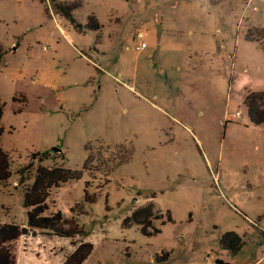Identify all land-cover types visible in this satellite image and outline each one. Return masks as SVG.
Returning a JSON list of instances; mask_svg holds the SVG:
<instances>
[{"label": "rangeland", "instance_id": "obj_1", "mask_svg": "<svg viewBox=\"0 0 264 264\" xmlns=\"http://www.w3.org/2000/svg\"><path fill=\"white\" fill-rule=\"evenodd\" d=\"M59 2L79 3L75 24L54 0H0L1 144L12 172L0 184V223L28 225L24 189L39 165L83 171L89 158L90 169L102 170L53 189L46 201V215L61 212L63 228L79 237L24 236L16 264H63L90 243L84 264H264V124L251 123L242 101L264 92V47L245 40L252 12L241 16V0ZM91 16L99 30L88 28ZM220 21H241L225 57L212 47L215 39L225 45ZM139 33L148 48L137 54ZM113 44L120 73L89 52ZM122 146L132 158L102 168L111 156L104 149ZM37 153L21 184L19 171ZM87 183L93 204L84 202ZM145 208L151 217L141 226L133 216ZM230 232L242 238L236 251L222 246Z\"/></svg>", "mask_w": 264, "mask_h": 264}, {"label": "trees", "instance_id": "obj_2", "mask_svg": "<svg viewBox=\"0 0 264 264\" xmlns=\"http://www.w3.org/2000/svg\"><path fill=\"white\" fill-rule=\"evenodd\" d=\"M56 3L57 11L67 21L75 24L76 19L73 15L74 11L79 8L78 2L64 3L59 0H54ZM90 24L88 28L93 30H99L100 25L94 16L88 18ZM245 40L249 42L260 43L264 47V27H248ZM256 100H264V92H250L245 98V104L248 108L249 118L253 125L264 124V103L258 105ZM5 104L0 96V184L7 185L11 178V158L10 155L2 148L1 139L4 133L2 125V119L4 115ZM105 151L111 154L110 159L104 162L101 167L105 168L109 163L115 162L112 168L116 165L124 164L128 162L132 156L133 151L130 148L124 146L119 150L113 151L109 148H105ZM39 154H33L32 160L28 166L19 171L21 184L25 183L26 178H29L32 174V170L35 169L34 161ZM89 158H87L83 171L67 169L64 166L44 167L38 166L35 172L34 182L31 186H27L24 189L25 207L28 209V225L20 226L15 223L1 224L0 223V264H16V242L23 236L33 235L39 231L54 232L57 236L74 238L79 237L77 231L66 230L63 226L68 225V219H65L61 212L46 215L47 209L46 201L51 195L53 189L60 187L63 184L78 181L83 177V173L89 175L98 173L100 169H90ZM108 163V164H107ZM100 168V167H99ZM96 201L95 196H91L89 193V184H86L85 199L86 204H93ZM83 205H78L77 209L83 210ZM151 208H145L140 213H135L133 220L136 224L144 226L141 219L151 217ZM74 212H76L74 210ZM132 218V219H133ZM144 234H150L146 232L142 227ZM242 244V238L234 232L227 233L222 239L223 248H231L234 251ZM93 245L83 244L73 254H65L63 264H84L88 257L93 252Z\"/></svg>", "mask_w": 264, "mask_h": 264}, {"label": "crops", "instance_id": "obj_3", "mask_svg": "<svg viewBox=\"0 0 264 264\" xmlns=\"http://www.w3.org/2000/svg\"><path fill=\"white\" fill-rule=\"evenodd\" d=\"M241 1H243V5H244V6L243 5L241 6V16L242 17H244V16L246 17L249 13L252 12V15L247 17L249 27H264V0H241ZM240 23H241V21H220L219 22V27H218V29H216V31L218 33V36H221L222 37V41L221 42H223L225 44L224 46H221L219 44V42L215 41L216 39L213 40L214 43H212L211 40L214 38V35L215 34H214V31H213V34L211 32V35L212 36L210 38V42L212 43V47L215 46V45H217V50H218L217 55H219V56L220 55H223L225 57V55H226L225 51L228 48V39H230V35H231L232 30H233V27H235V26L236 27H239L240 26ZM228 24H229L230 30H228L229 28L227 29V25ZM60 29L63 32V34H65V31L62 28H60ZM213 29H214V27L211 28V30H213ZM201 40L203 41L202 42V45L204 47L209 42L208 37H202ZM79 41H80V39H79ZM241 42L242 41H239L238 42V46H240L242 44V47H243L244 51H246V48H248V43H246L245 40L243 41V43H241ZM139 45L136 46V50H135L137 52V54L142 53L143 51H145L148 48L147 47L146 49H144L142 51H139L138 50ZM91 48H92V50H89L91 56H95L97 59H99L103 63V65H105V67H109L111 69V71H118L117 73H120V48L118 47V44H113L111 46V48L109 49V51H106V50L100 51V50H98L96 48V46H93ZM208 48H209V46H207V49ZM76 50H77V52H79L78 49H76ZM206 53H209L208 50H207ZM235 54H234L233 57L236 56ZM85 61L88 64H92L91 63L92 62L91 59H89V60L86 59ZM94 67L97 68L98 70H102L100 67H96L95 65H94ZM103 74L111 77L114 81H117V82L120 81L118 79V76L115 75L113 72H110V71H107V70L105 71L104 70ZM211 74L212 73H210V75ZM235 74H236L235 72L232 73V78H234V75ZM92 77L94 78V77H96V75H94L93 73L92 74H89V78H92ZM216 83H217V79H216ZM231 84H233V80H231ZM125 86L131 92H134V89H135L134 86H129V85H125ZM134 94H135V92H134ZM244 100L245 99L242 98V101H244ZM227 109H228L227 107H225V108L222 109V115H224L225 117L227 115L229 116V114H227ZM21 238H24V236L21 237Z\"/></svg>", "mask_w": 264, "mask_h": 264}, {"label": "built area", "instance_id": "obj_4", "mask_svg": "<svg viewBox=\"0 0 264 264\" xmlns=\"http://www.w3.org/2000/svg\"><path fill=\"white\" fill-rule=\"evenodd\" d=\"M138 38L140 39V45L138 47V50L142 51V50H144V49H146L148 47V44L145 41V36H144L143 33H139L138 34ZM237 115H239V113ZM229 117H230V115L228 116V120H230ZM233 117H236V116L234 115Z\"/></svg>", "mask_w": 264, "mask_h": 264}, {"label": "water", "instance_id": "obj_5", "mask_svg": "<svg viewBox=\"0 0 264 264\" xmlns=\"http://www.w3.org/2000/svg\"><path fill=\"white\" fill-rule=\"evenodd\" d=\"M58 151V150H57Z\"/></svg>", "mask_w": 264, "mask_h": 264}]
</instances>
